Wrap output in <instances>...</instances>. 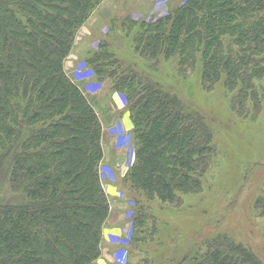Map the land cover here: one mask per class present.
<instances>
[{
    "label": "trees",
    "instance_id": "1",
    "mask_svg": "<svg viewBox=\"0 0 264 264\" xmlns=\"http://www.w3.org/2000/svg\"><path fill=\"white\" fill-rule=\"evenodd\" d=\"M104 1L0 0V173L18 198L0 202V264H96L102 255L111 203L101 165L114 120H101L87 80L65 64ZM169 1L156 19L122 20L84 61L88 78L122 95L133 123L119 185L133 194L127 244L141 254L159 234V214L204 194L219 163L213 116L175 87L200 73L202 90H222L237 120L264 108V0ZM255 207L264 219V195ZM202 246L180 264H261L227 236Z\"/></svg>",
    "mask_w": 264,
    "mask_h": 264
},
{
    "label": "rangeland",
    "instance_id": "2",
    "mask_svg": "<svg viewBox=\"0 0 264 264\" xmlns=\"http://www.w3.org/2000/svg\"><path fill=\"white\" fill-rule=\"evenodd\" d=\"M175 1L181 4L185 0L169 2ZM168 7L167 0H105L80 27L72 53L66 60V71L72 78L80 79L81 74L82 79L87 80L85 90L89 94L91 92V101L98 109L101 120L110 111L114 94L108 82L97 85L93 77L88 78L92 74L84 61L90 57V52L99 49L102 41L115 36L109 30L119 26L122 20L130 18L138 22L156 19L163 16ZM120 43L123 46L121 55L126 54L129 44ZM117 46L121 47L119 43ZM146 65L144 62L143 66ZM165 79H170L169 73ZM94 87L98 89L93 90ZM175 90L196 108L213 116L219 163L205 184L207 190L204 194L186 197L178 211L169 209L159 214V222L162 221L159 234L147 254H141L132 243L125 245L127 264H180L185 257L195 254L196 249H204V241L218 236H227L241 244L264 264V219L255 207L256 201L264 195V108L255 120H237L222 90L215 94L202 90L200 73H195L188 82L178 84ZM115 95L125 108L122 95ZM105 129L110 130L107 135L111 134L112 127ZM108 169L103 167L102 162L101 174L110 176V179L113 176L111 183H116L119 191L123 192L124 200L128 201L124 217L130 225L129 203L133 194L119 185L121 179L116 170ZM103 183L107 188L105 179ZM8 193L7 172L3 171L0 173V202L18 201ZM132 232L131 226L120 239L130 241ZM119 245L124 244L120 242ZM119 250L120 247L111 254L112 264H115L114 255Z\"/></svg>",
    "mask_w": 264,
    "mask_h": 264
},
{
    "label": "crops",
    "instance_id": "3",
    "mask_svg": "<svg viewBox=\"0 0 264 264\" xmlns=\"http://www.w3.org/2000/svg\"><path fill=\"white\" fill-rule=\"evenodd\" d=\"M120 103L121 101L114 94V98L110 104V111L103 118L106 121L114 120L115 118L111 134L107 135L108 133H106L110 130L104 132V139H107L104 141L103 167L109 168L108 170L115 169L119 178L122 179L128 170L130 160L133 159L132 147L134 139L133 123L130 114L124 111V107ZM121 136L126 138V144L120 146L119 138ZM109 177L102 175L107 185L106 193L109 195L111 203V214L103 231L101 243L102 255L96 264H109V262L112 264V260H110L112 258L111 254L121 246L119 245L122 241L120 237L124 232H128L129 229V224L124 217L128 201L124 200L123 192L119 191L116 183H111L113 176H111L112 179Z\"/></svg>",
    "mask_w": 264,
    "mask_h": 264
},
{
    "label": "built area",
    "instance_id": "4",
    "mask_svg": "<svg viewBox=\"0 0 264 264\" xmlns=\"http://www.w3.org/2000/svg\"><path fill=\"white\" fill-rule=\"evenodd\" d=\"M125 242L123 243L124 245H126ZM127 259H128V252H127L125 246H123V248H121L114 255L115 264H127V262H128Z\"/></svg>",
    "mask_w": 264,
    "mask_h": 264
}]
</instances>
